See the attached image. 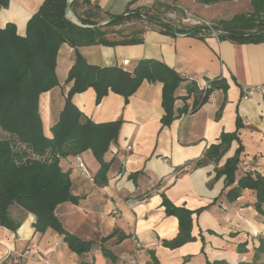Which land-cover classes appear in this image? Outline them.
I'll return each instance as SVG.
<instances>
[{
  "label": "crops",
  "instance_id": "obj_1",
  "mask_svg": "<svg viewBox=\"0 0 264 264\" xmlns=\"http://www.w3.org/2000/svg\"><path fill=\"white\" fill-rule=\"evenodd\" d=\"M43 2L9 0L6 8L0 6V28L12 23L16 33L24 37L28 20ZM89 2L100 8L102 18H106L105 13L122 14L130 2V9L138 4H133L135 0ZM82 14L83 10H78L79 18ZM168 19L176 28L182 27L179 25L183 21L175 14H168ZM142 40L140 44L116 46L72 48L62 44L55 68L58 86L39 99L45 136H52L50 129L64 106L71 86L66 79L77 54L90 65L124 69L134 67L142 59L157 60L187 80L195 81L200 89L209 81L222 79L225 91L216 90L213 102L205 103L194 113L177 117L169 126L161 123L164 115L161 83L144 81L128 102L109 92L97 104L93 89L76 94L72 99L74 105L92 122L121 121L118 138L104 156L106 162H111L107 185L98 187L87 180L73 168L74 158L60 162L61 168L69 171L72 192L79 200L76 205H59L56 216L66 231L92 241V249L76 255L54 231L36 233L32 227L35 217L12 206L10 216L22 224L16 233L0 227V260L24 253L29 264H131L137 243L138 264L150 263L149 252L154 253L160 264H206L207 261L264 264V254L258 253L260 243L264 242V214L255 207V191L243 189L232 201L227 197L242 177H264V42L237 43L211 34L170 35L156 27L146 28ZM256 86H261L262 91L251 96L244 94V90ZM185 94L183 84L176 95L179 98ZM192 102L193 97L186 102L176 100L175 114L184 104L190 107ZM237 119L241 124L239 129ZM224 133L236 138L222 157L216 162L196 165L210 146L220 143ZM239 148L235 182L231 187H224L225 176L217 172L234 158ZM80 156L89 174L94 176L99 165L91 152ZM162 195L176 207L190 211L203 209L192 215L194 240L173 250L163 247L161 242L177 235L178 221L165 214ZM113 233L116 235L101 243L102 238ZM119 233L128 236L120 243ZM101 246L118 260L112 263L104 258ZM28 250L31 256H26Z\"/></svg>",
  "mask_w": 264,
  "mask_h": 264
},
{
  "label": "trees",
  "instance_id": "obj_2",
  "mask_svg": "<svg viewBox=\"0 0 264 264\" xmlns=\"http://www.w3.org/2000/svg\"><path fill=\"white\" fill-rule=\"evenodd\" d=\"M81 3L82 17H78L75 7ZM177 1V0H176ZM203 6H212L222 2L238 0H190ZM9 0H0V6L6 8ZM128 4L122 14L105 13L100 15V8L91 5L89 0H73L70 9L82 26L66 18V0H44L37 13L27 22L24 37L16 33L12 23L0 28V227L13 233L21 226V221L10 216L9 209L18 206L24 212L35 217L32 227L36 233L50 229L62 237L68 249L78 256L89 253L93 242L86 241L66 231L56 216V209L64 203L76 205L79 198L72 192L69 171H64L62 159L75 158L90 151L99 169L92 176L93 183L102 187L107 185V173L111 162L104 160L109 147L118 138L121 121L96 124L86 118L74 105L72 99L76 94L93 89L98 104L109 92L120 95L128 102L140 85L149 83L162 84L161 119L163 126H169L177 117L196 112L208 102V97L216 90L225 91L224 81L214 79L207 83V88H199L195 81H190L178 74L165 63L142 59L128 69L119 67H99L90 65L80 55H76L74 64L69 70L66 83L71 84L64 106L57 122L51 127V137L43 131L39 114V99L58 86L56 77L57 54L62 44L72 48L90 45H134L142 43V34L146 28H158L162 33H174L206 36L210 31L206 27L176 28L170 22H164L142 11L130 9ZM251 11L236 14L228 20L221 21L214 30L222 31L220 39L233 42H264V0H250ZM70 18V17H69ZM103 19L111 21L95 27ZM142 21L144 26L123 36L121 28L126 24ZM88 26V27H85ZM90 26V27H89ZM118 27V28H117ZM116 28V29H115ZM110 35L121 39L109 38ZM184 84L185 96L177 97V90ZM193 97L190 107L186 104L176 110V100L184 102ZM237 129L241 127L237 119ZM235 135L221 134L220 143L212 145L203 157L196 161L202 165L209 161H218L228 149ZM237 150L234 158L228 160L217 175L225 176L224 187H231L235 182L234 172L238 162ZM81 157V156H80ZM182 167L181 169H183ZM135 174L132 178H135ZM243 189L254 190L257 201L255 207L264 214V177L250 175L242 177L237 186L227 193L229 200L238 198ZM162 207L167 216L178 221V233L171 240H162V246L176 249L194 238L191 236L192 215L203 209L190 211L174 206L162 195ZM115 233L101 239V243L111 239ZM125 234H118V243L126 239ZM241 251V248L239 249ZM104 258L115 263L118 258L108 249L101 246ZM258 253L264 254V242L260 243ZM149 264H159L153 252ZM206 264H226L223 262H206ZM248 264V263H241Z\"/></svg>",
  "mask_w": 264,
  "mask_h": 264
},
{
  "label": "rangeland",
  "instance_id": "obj_3",
  "mask_svg": "<svg viewBox=\"0 0 264 264\" xmlns=\"http://www.w3.org/2000/svg\"><path fill=\"white\" fill-rule=\"evenodd\" d=\"M138 3L135 8H139L142 11H148L149 14L156 16L160 20H167L170 23H173L171 19H168V14H175L179 21L182 22V19L186 17V15L193 16L195 18H200L205 20L213 29H216L219 26V22L222 20H228L235 14L241 13H248L251 11L250 0H238V1H229V2H222V4L213 5L210 7L200 6L197 7L194 3L189 0H135L133 4ZM131 6V5H130ZM196 8H200V10H196ZM80 1L78 5L75 7L76 14L78 10H83ZM74 9H70V14L74 16L78 23L79 20L76 18L73 12ZM207 13V14H206ZM101 20V18H99ZM105 19L101 20L100 22L104 21ZM175 25V23H173ZM144 26L142 21H136L131 24H126L121 28L123 31V36L130 33V31L139 30ZM179 26L188 27L186 24H180ZM118 28V27H117ZM191 28V27H189ZM116 29V28H115ZM109 38L121 39V37L110 35ZM85 177V176H84ZM87 180L88 178L85 177ZM18 207V206H17ZM16 220V219H15ZM21 221V220H19ZM136 246V245H135ZM136 251L139 248L134 247ZM241 250L243 247H241ZM29 251V250H28ZM135 251V252H136ZM134 252V261L131 264H138V258H136V253ZM22 255V256H21ZM23 254L17 255H10L6 259L3 258L0 260V264H29L28 260L23 257ZM31 256L32 253H29L26 256ZM32 262H34L31 259ZM160 264V263H159Z\"/></svg>",
  "mask_w": 264,
  "mask_h": 264
},
{
  "label": "built area",
  "instance_id": "obj_4",
  "mask_svg": "<svg viewBox=\"0 0 264 264\" xmlns=\"http://www.w3.org/2000/svg\"><path fill=\"white\" fill-rule=\"evenodd\" d=\"M183 24L188 25L189 27H206L209 31L211 35L214 36H220L222 34V31L219 30H214L205 20L200 19V18H195L193 16L190 15H186V17L184 19H182ZM203 88H207V84L203 85ZM262 91V87L261 86H256V87H252V88H248L246 90H244V94L246 96H251L253 95L255 92H259ZM215 99V93H211L208 97V102H213ZM73 168L75 170H77L79 173H81L83 176L87 177L89 181H93L92 176L89 174L84 162L82 161L81 157H75L73 164H72ZM135 245L138 247L139 245L137 243H135Z\"/></svg>",
  "mask_w": 264,
  "mask_h": 264
},
{
  "label": "water",
  "instance_id": "obj_5",
  "mask_svg": "<svg viewBox=\"0 0 264 264\" xmlns=\"http://www.w3.org/2000/svg\"><path fill=\"white\" fill-rule=\"evenodd\" d=\"M72 1H73V0H66V9H65L66 18H68V14L70 13V7H71V2H72ZM0 8H1V7H0ZM110 21H111V19H106V20L100 22V23H99L98 25H96L95 27L103 26V25L109 23ZM71 22L74 23V24H76V25H78V26H82V25H81L80 23H78L77 21H72V20H71ZM85 27H88V26H85ZM89 27H90V26H89Z\"/></svg>",
  "mask_w": 264,
  "mask_h": 264
},
{
  "label": "bare ground",
  "instance_id": "obj_6",
  "mask_svg": "<svg viewBox=\"0 0 264 264\" xmlns=\"http://www.w3.org/2000/svg\"><path fill=\"white\" fill-rule=\"evenodd\" d=\"M70 17V18H69ZM68 19L72 20V21H76V19L74 18V16H72L70 13L68 14Z\"/></svg>",
  "mask_w": 264,
  "mask_h": 264
}]
</instances>
